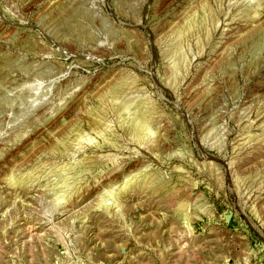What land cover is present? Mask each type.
Returning a JSON list of instances; mask_svg holds the SVG:
<instances>
[{
    "label": "rangeland",
    "instance_id": "1",
    "mask_svg": "<svg viewBox=\"0 0 264 264\" xmlns=\"http://www.w3.org/2000/svg\"><path fill=\"white\" fill-rule=\"evenodd\" d=\"M0 264H264V0H0Z\"/></svg>",
    "mask_w": 264,
    "mask_h": 264
},
{
    "label": "bare ground",
    "instance_id": "2",
    "mask_svg": "<svg viewBox=\"0 0 264 264\" xmlns=\"http://www.w3.org/2000/svg\"><path fill=\"white\" fill-rule=\"evenodd\" d=\"M142 114V113H141ZM139 119H141L142 123L148 122V119L145 114L139 115ZM138 122V121H137ZM140 122V121H139ZM137 126V125H136Z\"/></svg>",
    "mask_w": 264,
    "mask_h": 264
}]
</instances>
